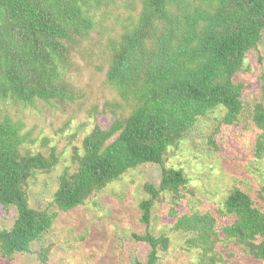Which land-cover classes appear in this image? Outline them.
Returning a JSON list of instances; mask_svg holds the SVG:
<instances>
[{"label":"trees","instance_id":"obj_1","mask_svg":"<svg viewBox=\"0 0 264 264\" xmlns=\"http://www.w3.org/2000/svg\"><path fill=\"white\" fill-rule=\"evenodd\" d=\"M263 33L264 0H0V206L4 216L13 214L0 229V260L35 255L48 264L51 250L32 245L60 212L89 201L99 207L96 197L111 183L153 165L158 186L145 183L137 204L145 230L131 234L147 251L133 264H158L170 232L184 235L197 264H229L235 250L264 264L263 205L234 187L221 214H179L189 179L166 165L200 118L219 109L218 127L238 124L245 85L234 78ZM83 72L88 78L77 86ZM80 112L94 125L72 148L74 170L59 174L46 209L30 207L31 179L51 173L60 159L47 137L42 152L30 150L42 134L38 125L61 135ZM252 122L260 160L262 102L253 105ZM166 195L175 222L153 234V208Z\"/></svg>","mask_w":264,"mask_h":264},{"label":"rangeland","instance_id":"obj_2","mask_svg":"<svg viewBox=\"0 0 264 264\" xmlns=\"http://www.w3.org/2000/svg\"><path fill=\"white\" fill-rule=\"evenodd\" d=\"M257 47L245 59L244 71L234 78L235 82L245 85L242 94L244 108L238 124L218 127L217 120L223 113L218 109L200 118L178 149L167 154L166 165L182 168L189 179L183 190L186 197L178 207L179 214L195 211H209L215 216L221 214L222 204L234 187L241 188L255 200L256 205L264 207V191L261 190L264 189V154L260 160L254 158L258 131L252 122L253 105L258 102L264 105V33ZM87 78L88 74L83 72L75 84L82 86ZM47 116L51 118L50 114ZM100 118L96 117V121L99 122ZM93 125V119L83 112L72 119L69 128L61 135H55L46 123L38 125L43 128L42 134L29 147L30 150L42 152L40 144L42 138L47 137L48 145L56 148L60 159L51 173H37L31 179L30 207H48L59 174L65 168L70 172L75 168V161L71 159L72 148L79 147V140L90 132ZM64 135L71 138L66 140ZM160 175V168L153 165H143L126 173L96 197L99 207L95 208V204L89 201L68 213L60 212L41 242L32 245V250L48 247L51 250L48 264H133L134 258H143L147 251L144 245L131 239L132 233L142 234L145 230L138 221L137 204L146 196L144 184L151 183L157 187ZM169 201L166 195L153 208L151 233L168 232L175 222L174 218L167 217ZM12 215L4 216L0 206V229L9 226ZM168 236L170 246L160 254L158 264H197L196 252L185 250L183 234L170 232ZM250 263L253 261L243 251L235 250L229 264ZM0 264L41 263L35 255H19L13 262L0 260Z\"/></svg>","mask_w":264,"mask_h":264}]
</instances>
